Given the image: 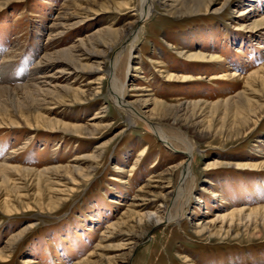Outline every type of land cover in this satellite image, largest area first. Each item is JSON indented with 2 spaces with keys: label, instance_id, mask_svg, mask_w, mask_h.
Instances as JSON below:
<instances>
[{
  "label": "rangeland",
  "instance_id": "1",
  "mask_svg": "<svg viewBox=\"0 0 264 264\" xmlns=\"http://www.w3.org/2000/svg\"><path fill=\"white\" fill-rule=\"evenodd\" d=\"M152 1L0 7V264H264V0ZM126 44L132 124L110 98ZM150 124L195 148L180 219L189 158Z\"/></svg>",
  "mask_w": 264,
  "mask_h": 264
},
{
  "label": "bare ground",
  "instance_id": "2",
  "mask_svg": "<svg viewBox=\"0 0 264 264\" xmlns=\"http://www.w3.org/2000/svg\"><path fill=\"white\" fill-rule=\"evenodd\" d=\"M11 1H13V0H0V7L3 6V4L7 5V4L11 3ZM151 1L152 0H142V10L140 13V20L139 21L148 18L151 15V13L153 12L154 2L153 1L151 2ZM248 32H250V31L248 30ZM131 34H132L131 32L124 31L123 33L120 34V36L121 37L124 36L125 37L124 41H125L128 37L131 36ZM127 45L128 44H126V46L124 45L119 50V52L116 53L114 59L112 60L110 98H111V101L114 104H116L120 110L127 113V115H128L127 121L130 124H132V123H134V120L144 121L146 119L144 118V116L140 110H138L137 108L132 106L129 102L125 101V93L123 92V90H121V88H119V85L122 83L120 78H122V74H124L123 64L126 63ZM192 58L198 59L199 56L195 55ZM10 60L11 59H7V61H10ZM53 62H54L53 58L49 57V56H44L39 61H37L34 65L33 70H32L33 74L30 75L31 79H30L29 83L34 81L33 77H35V75L37 73H40V74L42 73L43 76H41V78H44L45 80H43L41 83L42 84L46 83L47 82L46 80L49 79L50 77H52L47 73L50 70V67H51ZM139 69L140 68H135V71H138ZM98 71H101V69L98 68ZM119 74L121 75V77ZM20 75L21 74H19L18 77ZM13 76H14V74H13L12 68L10 66L4 65L3 67H1V69H0V80H1V82L0 83H2V86L4 84L14 82ZM26 76L28 77V75H26V72L25 73L23 72L21 75V77H23V78H27ZM252 76H254V74ZM20 86H18V87L20 88ZM6 87H8V85L5 86V88ZM150 125L152 126L151 128L153 129L155 134L163 140V142L165 143V145L168 149H170L172 151L180 152L181 154H183L189 158V159L187 158L188 160L181 165V169H180V175H181V189H180V191L184 195L183 196L184 198L182 197L180 202L178 201V198H176V200L178 201L177 204L180 205L177 219H180L181 217H183L185 215L186 205L190 199V195H191L192 190H193V185L195 183V177H194L192 166H191V161H192L191 157H193V153H194L195 148L192 145V143H190V141H188V139L184 136V134L182 132H179L178 130H173V131L167 130L165 127L160 126V125L159 126L153 125V124H150ZM143 154H144V152L141 155L143 156ZM166 196H163V198H165ZM166 198H168V197H166ZM236 213H237V211H236ZM160 222H161V218L158 216V214L149 212L146 215V219H145V223L147 225L146 228L154 226L155 224H158ZM166 222L170 223V222H172V220H167ZM189 261L190 260L188 259L187 262H189Z\"/></svg>",
  "mask_w": 264,
  "mask_h": 264
}]
</instances>
